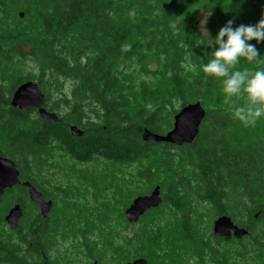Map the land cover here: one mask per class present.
Returning a JSON list of instances; mask_svg holds the SVG:
<instances>
[{
    "label": "trees",
    "instance_id": "trees-1",
    "mask_svg": "<svg viewBox=\"0 0 264 264\" xmlns=\"http://www.w3.org/2000/svg\"><path fill=\"white\" fill-rule=\"evenodd\" d=\"M197 11L210 12L215 37L230 19L233 28L257 23L264 0H0V72L14 59L33 61L38 72L36 80L13 82L7 93L0 86V156L11 158L21 181H29L45 200L48 193L37 176L43 155L54 149L82 163L102 158L114 165L137 164L135 176L148 192L160 186L161 195L181 214L185 242L223 261L228 242L200 238L195 206L208 205L215 218L229 216L248 230L246 238L252 233L255 245L264 239L261 227L253 235L255 223L264 218V114L245 126L231 104L245 103L246 95L229 97L220 78L203 72L215 46L209 47L201 32ZM249 43L259 50V61L240 58L233 70H264V41ZM128 60H136L143 79L124 70ZM26 81L38 85L45 107L59 122H36L34 110L10 105L12 93ZM67 81L71 87L65 93L62 83ZM198 101L205 117L191 144L144 140L146 131H170L178 111ZM70 126L81 129L82 136L72 137ZM14 193L16 198L8 201ZM27 198L20 186L0 198V264H59L50 253L65 218L54 213L43 218L33 205L29 213ZM15 204L23 215L11 229L4 218ZM241 215L245 223L237 221ZM150 233L145 245L155 252L159 230ZM85 247L96 255L93 246Z\"/></svg>",
    "mask_w": 264,
    "mask_h": 264
},
{
    "label": "rangeland",
    "instance_id": "rangeland-1",
    "mask_svg": "<svg viewBox=\"0 0 264 264\" xmlns=\"http://www.w3.org/2000/svg\"><path fill=\"white\" fill-rule=\"evenodd\" d=\"M210 18L208 11H197L195 15L204 35L201 21H207L203 27L212 37ZM123 65L124 70L135 74L138 80L143 79L136 60L124 61ZM37 74L33 61L14 59L5 66L3 74L0 72V86L7 93L16 80H36L33 78ZM147 79L154 81L153 77ZM70 87L69 81L62 83L65 93ZM50 92L54 94L55 89ZM32 112L36 122L41 120L37 110ZM42 159L44 163L37 183L48 193L46 200L53 203L50 213L63 214L65 218L62 220L63 235L55 236V247L50 253V258L58 260L59 264H129L139 258L145 259L147 264H264V239L255 245L252 233L248 238H232L225 243L223 261L214 260L209 251L198 250L190 242L186 243L181 233V214L171 206V201L165 199V195H162L163 202L157 209L148 211L137 223L129 224L124 215L126 208L135 197L149 193L148 185L135 176L137 164L114 165L102 158L82 163L57 149L43 155ZM34 172H37L36 166ZM13 196L8 201L14 200L16 193ZM27 200L26 208L30 213L34 211L31 205L37 207ZM195 209L194 227L200 238L208 243L209 239L216 237L212 231L216 218L208 205L196 204ZM236 218L239 223H245L243 215ZM3 225L9 230L4 221ZM260 227L264 235V218L255 223L253 235L256 232L258 235L260 229L257 228ZM157 230L159 241L155 243L159 245L154 252L145 245V240L151 236L150 232ZM85 245L93 246L96 255H91Z\"/></svg>",
    "mask_w": 264,
    "mask_h": 264
},
{
    "label": "water",
    "instance_id": "water-1",
    "mask_svg": "<svg viewBox=\"0 0 264 264\" xmlns=\"http://www.w3.org/2000/svg\"><path fill=\"white\" fill-rule=\"evenodd\" d=\"M23 16L20 14V17ZM10 105L22 112L37 110L39 117L51 123L59 122L56 113L45 107V96L38 85L32 81L20 84L12 93ZM205 117V109L198 102L189 103L182 107L173 118V127L164 135L152 132H144V140L156 143L182 146L191 144L199 132V127ZM69 132L72 137L79 138L83 131L76 126H70ZM23 187L28 194L32 204L38 209L43 218H47L53 203L45 200L42 193L38 191L29 181H21L17 164L8 157L0 156V198L7 190L14 187ZM163 202L160 186H156L150 193L135 197L126 208L124 215L129 224L137 223L148 211L157 209ZM23 215L22 208L15 204L8 210L4 220L11 229H16ZM248 230L234 224L229 216L222 215L213 222V234L228 241L231 236L241 239L248 235ZM93 264H99L94 262ZM129 264H147L146 260L139 258Z\"/></svg>",
    "mask_w": 264,
    "mask_h": 264
},
{
    "label": "clouds",
    "instance_id": "clouds-1",
    "mask_svg": "<svg viewBox=\"0 0 264 264\" xmlns=\"http://www.w3.org/2000/svg\"><path fill=\"white\" fill-rule=\"evenodd\" d=\"M206 20L201 21L209 47L215 46L210 53L211 58L203 65V72L215 78H220L221 90L229 97L246 95L247 100L243 104L232 101L231 110L235 118L243 122L245 126L255 125L256 119L264 114V70L250 71L233 70L239 64L240 58L249 62L259 61L260 52L249 41H264V14L255 24H240L233 28V20H228L221 27L215 37L203 27Z\"/></svg>",
    "mask_w": 264,
    "mask_h": 264
},
{
    "label": "flooded vegetation",
    "instance_id": "flooded-vegetation-1",
    "mask_svg": "<svg viewBox=\"0 0 264 264\" xmlns=\"http://www.w3.org/2000/svg\"><path fill=\"white\" fill-rule=\"evenodd\" d=\"M237 225V224H236ZM238 226V225H237ZM218 238H220V237H218ZM232 236H231V238L228 240V241H226V242H230L231 240H232ZM220 239H222V238H220ZM242 239V238H241Z\"/></svg>",
    "mask_w": 264,
    "mask_h": 264
}]
</instances>
